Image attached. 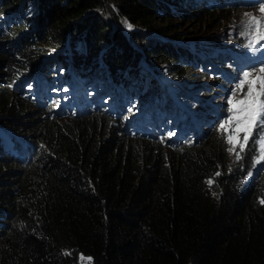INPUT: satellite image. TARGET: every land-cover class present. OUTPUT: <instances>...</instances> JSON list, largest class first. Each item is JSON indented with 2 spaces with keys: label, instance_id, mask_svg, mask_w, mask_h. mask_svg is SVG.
<instances>
[{
  "label": "trees",
  "instance_id": "obj_1",
  "mask_svg": "<svg viewBox=\"0 0 264 264\" xmlns=\"http://www.w3.org/2000/svg\"><path fill=\"white\" fill-rule=\"evenodd\" d=\"M240 7L0 0V264H264V185H242L252 151L166 146L71 99L111 82L158 111L190 87L181 74L220 85L205 53Z\"/></svg>",
  "mask_w": 264,
  "mask_h": 264
},
{
  "label": "snow or ice",
  "instance_id": "obj_2",
  "mask_svg": "<svg viewBox=\"0 0 264 264\" xmlns=\"http://www.w3.org/2000/svg\"><path fill=\"white\" fill-rule=\"evenodd\" d=\"M259 12L260 17L245 13L246 19L242 21L241 34L248 41L245 47L252 52L264 49V43H261L264 41V3L260 4ZM124 23L129 30L132 29L130 23L127 21ZM226 111L227 117L218 123L216 130L227 145L228 154L234 156L236 161H240L255 130L259 128L257 138L252 144L257 151L254 166L264 162V66L242 72L241 78L227 99ZM216 175L219 176L220 173L217 172ZM206 183L211 187L213 180ZM260 203L264 204V199Z\"/></svg>",
  "mask_w": 264,
  "mask_h": 264
},
{
  "label": "rangeland",
  "instance_id": "obj_3",
  "mask_svg": "<svg viewBox=\"0 0 264 264\" xmlns=\"http://www.w3.org/2000/svg\"><path fill=\"white\" fill-rule=\"evenodd\" d=\"M245 13H250L251 15H253V16H257V17H260V12H259V7H253V8H250V9H241V10H238V11H236V12H232L231 14H232V19H231V21H227V22H225V23H223V25H222V28H221V26L219 27V28H217L215 31H213L214 33H218V34H220L221 36H227V37H225V39H224V41H225V44H229L230 46L231 45H234V44H242L243 42H244V40H245V36L244 35H242L241 33H242V31H243V24H242V21H244L246 18H245ZM115 20L116 19H114L113 20V22L115 23ZM199 22H196L195 24H194V26H199ZM236 24H237V26H236ZM224 28V29H223ZM233 34L235 35V39H234V37H233ZM103 46V45H102ZM101 46V49H103V47ZM229 62H231V61H229ZM223 65H227V63H222L220 60L219 61H217V66H216V68L218 67V71L221 73L220 75H217V73L215 74V73H213V70H212V73H211V71H209V74L212 76V75H214L215 76V78H218L219 77V79L217 80V82H219L220 83V85H221V87L219 88V87H214L212 90H210V91H208L207 93L206 92H204V90H205V88H206V83H210L209 82V80H207V79H205V78H202V79H193L194 77H193V75H191L190 76V78L188 77V75L189 74H187V73H184V74H181L180 76H178L177 78L175 77V79H173V81H175V83H177V85L179 84V83H183L184 81H189L190 82V90L192 91L193 89H194V87L198 84V83H200V82H203V83H205L204 84V89H202V87H201V93H200V97H203V98H211V97H213L214 95H217V97L215 98V101H219V102H221V103H224V105H225V108H224V111L227 113V111H226V109H227V99L230 97V95H231V92L232 91H230L227 87L229 86L227 83L229 82L230 83V81H228L227 79H226V77L227 76H232V74L234 75V74H236V70H235V68L234 67H232V68H230V70H229V74L227 75V73H224L226 70H224V68H225V66H223ZM188 68H190V67H188ZM223 75V76H222ZM108 84H109V82H108ZM103 86H105V87H107V85H103ZM110 86H112V85H110ZM92 91V90H91ZM94 92H91V95L93 94ZM130 95H132V101L134 100L135 101V103H134V105H132L131 103L130 104H128V101H129V99H128V97L126 96H123L122 95V92L119 90V89H115L114 88V93H109V92H103V97H105L106 99L105 100H103V99H101V104L99 105V107H100V109H102V110H106V113L109 115V116H111V117H113L114 118V120H118V118H121V122H120V126L121 127H132L134 124H136L138 121H139V118H140V113H141V111L143 110V112H145L144 111V98H141L142 96L141 95H136V94H134V90H131V91H129L128 92ZM184 93H187V90H183V91H180L179 92V94H181L182 96L183 95H185ZM95 94V93H94ZM196 95V94H195ZM86 97V100H87V102H85L84 101V103H87V108H89V97H88V93H87V95L85 96ZM111 97L112 98H114L115 99V103H114V105L112 106V107H108V106H106L105 105V102L108 100V99H111ZM73 97L71 96V99H72ZM147 98V97H146ZM70 98H66L64 101H66V102H68V101H70L69 100ZM146 100H149L150 102H152V99H151V97L150 98H147ZM173 100H175L176 102H179V101H182L183 103H185L186 104V107H185V109L187 110V111H196L197 109H200V108H202V106L201 105H199V104H197V102L195 101V98H190V97H188V96H183L180 100H178V99H175V98H173ZM91 101H92V103L94 102V99H93V97H91ZM130 102V101H129ZM110 103V102H109ZM109 103H107V104H109ZM120 103H122L123 105H122V110L121 111H123V109H124V112H123V114L125 115V116H119L120 114L118 113V114H114L113 116H112V113H113V110H112V108H114L115 106H117L118 104H120ZM95 107V106H94ZM96 108V107H95ZM132 108H134V115H135V117H134V119H132L131 121H127V120H124V117H126L127 116V114H128V112H129V109H132ZM95 110V109H94ZM121 111H120V113H121ZM228 115V114H227ZM227 115H226V117H227ZM72 115L70 114L69 115V117H71ZM56 117L57 118H61L60 117V115H56ZM225 117V118H226ZM138 124V123H137ZM157 126V125H156ZM217 126H218V124L216 125V126H214L213 128H210V129H208V131H207V137L205 138L206 140L207 139H210V138H214V136L217 138V140H219V141H222L223 142V145L225 146V147H227V145L224 143V140L220 137V135L218 134V132H217ZM145 127H148V125H146ZM150 128L151 127H149V130H150ZM152 129V128H151ZM153 130V133H152V135L154 136V135H161V134H158L159 132H158V130H157V128H154V129H152ZM216 131V132H215ZM173 132V131H172ZM259 132V128H257L256 130H255V132H254V134H253V137H252V139H250V141L249 142H251V143H253V141H255L256 140V138H257V133ZM6 141L8 140V138H4ZM171 139V138H170ZM204 139V140H205ZM169 143H171L170 142V140H169V142H167V144H164V145H166V146H168L169 145ZM29 153V151L27 152V154H26V157H32L33 155L32 154H28ZM231 157H232V159H233V161L235 160V157L234 156H232L231 155ZM257 172H261L262 174L261 175H264V162H261L260 164H256L255 166H254V168H253V171H252V173H251V175H249V177H247V179L249 180V182L250 181H252V180H254V178L255 177H253V176H255V174L257 173ZM81 260L82 261H87V259L86 258H84V257H81Z\"/></svg>",
  "mask_w": 264,
  "mask_h": 264
},
{
  "label": "clouds",
  "instance_id": "obj_4",
  "mask_svg": "<svg viewBox=\"0 0 264 264\" xmlns=\"http://www.w3.org/2000/svg\"><path fill=\"white\" fill-rule=\"evenodd\" d=\"M241 9H244L242 6L240 7V9L239 10H241ZM236 11H238V10H236ZM234 35V34H233ZM225 37H227V36H221L220 34H218V33H215V35H214V38L215 39H218L219 41H220V44H218L217 45V47L216 48H219V47H222V46H225V41H224V39H225ZM244 43V42H243ZM242 43V44H243ZM238 46H241V44H234L233 46H231V48H233L234 50H236L237 48L236 47H238ZM216 48H214V49H216ZM230 48V49H231ZM237 52V51H236ZM238 56H236L235 58H237ZM259 67H261V66H257V67H254V68H252V70H256V69H258ZM212 70H213V68L212 69H210V71H211V73H212ZM241 77H239V79H240ZM184 83V82H183ZM201 83V82H200ZM179 84H182V83H179ZM206 88H205V90H204V92H208V91H210V90H212L214 87H221V85H211V84H209V83H206ZM229 85V84H228ZM232 86V83L229 85V87H231ZM204 89V88H203ZM184 90H190V87H188L187 88V86L186 87H184ZM217 97V95H214L213 97H211V98H203L204 100L203 101H205L206 102V106L205 107H203L202 106V108H200V109H197L196 111H191V112H193L194 114H196V115H198V114H203V113H205V114H209V110L211 109L210 107H215V108H217V107H219V106H225L224 105V103H221V102H219V101H215V98ZM182 104V106L183 107H186V104L185 103H181ZM197 104H199V103H197ZM200 105V104H199ZM185 109V108H184ZM186 110V109H185ZM221 110H224V108L223 107H221ZM130 111V110H129ZM131 111L134 113V108H132L131 109ZM124 112V111H123ZM123 112L122 113H120V115L119 116H125L124 114H123ZM211 114V113H210ZM228 113H226L225 112V115H227ZM134 115V114H133ZM109 116V115H108ZM134 117H135V115L134 116H131V117H124V120H127V121H131L132 119H134ZM226 117V116H225ZM119 120H120V122L122 121L121 120V118H118V120H115V121H117V123L119 122ZM114 121V120H113ZM220 121H222V120H216L215 122H213L212 124L211 123H207V122H205V123H202V127L200 128V131H202V132H204L205 134H207V131H208V129H210V128H213L214 126H216ZM120 125V124H119ZM124 129H131L132 131H136L137 132V130L135 129V127H123ZM259 131H260V129H259ZM144 132V131H143ZM216 132V131H215ZM137 134L138 135H140V136H142V137H144V138H146V139H149V140H151L150 138H148V137H145L142 133H138L137 132ZM215 137V136H214ZM218 138V137H217ZM210 139H213V138H210ZM210 139H208V140H210ZM206 140V139H205ZM188 141V140H187ZM204 140H202V141H197V142H195L194 141V143H193V145L195 144V143H199V142H203ZM167 144V143H166ZM189 142H186L185 143V146H189ZM252 144L253 143H251V142H249V146H248V148L246 149V151L247 150H249V151H252L253 152V159H252V161L251 162H249V163H251V167L248 169V171H247V175H246V177L244 178V182L242 183V185L243 184H246V183H248V184H252V183H254V184H257V185H264V175H261L262 173L261 172H257L256 174H255V176H253V177H255L254 178V180H252V181H250L249 182V180L247 179V177H249V174L250 173H252V171H253V168H254V158H255V156L257 155V151H256V149H254L253 147H252ZM169 145H171L172 146V144H170L169 143ZM168 145V146H169ZM183 145V144H182ZM174 146H177V145H174ZM173 146V147H174ZM244 152V154H243V157L245 156V154L247 153V152ZM243 159V158H242ZM241 159V160H242ZM236 160V159H235ZM240 160V161H241ZM239 162V161H238ZM229 165H231V163H229L228 164V166Z\"/></svg>",
  "mask_w": 264,
  "mask_h": 264
},
{
  "label": "bare ground",
  "instance_id": "obj_5",
  "mask_svg": "<svg viewBox=\"0 0 264 264\" xmlns=\"http://www.w3.org/2000/svg\"><path fill=\"white\" fill-rule=\"evenodd\" d=\"M96 87H98V86H96ZM91 88H93V89L95 88V87H94V83H93V84H90V89H91ZM91 90H92V89H91ZM91 90H90V91H91ZM184 94H185L186 96L190 97V96H189V95H190L189 93H184ZM185 95H183V96H185ZM88 97H89V99H90V100H89V104H90V103H92V101H91V97H92V96H91V92H88ZM81 100L87 102L86 98H83V99L79 98L78 103H80ZM174 102H175V100H173V102L169 103V105H172ZM80 104L83 105L82 103H80ZM93 109H94V108H93ZM145 113H146V112H143V110H142L141 113H140V115H145ZM146 124H147V123H146ZM146 124H145V125H146ZM145 125H143V126H145ZM152 140H153V139H152ZM180 141H181V143H183V142L185 141V139H181Z\"/></svg>",
  "mask_w": 264,
  "mask_h": 264
}]
</instances>
